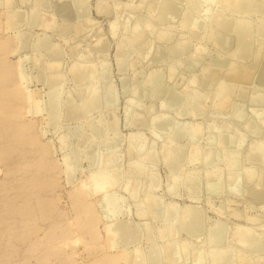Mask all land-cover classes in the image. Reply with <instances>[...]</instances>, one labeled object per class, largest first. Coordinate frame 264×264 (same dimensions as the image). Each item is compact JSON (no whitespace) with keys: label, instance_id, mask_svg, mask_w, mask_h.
<instances>
[{"label":"rangeland","instance_id":"374dc122","mask_svg":"<svg viewBox=\"0 0 264 264\" xmlns=\"http://www.w3.org/2000/svg\"><path fill=\"white\" fill-rule=\"evenodd\" d=\"M0 264H264V0H0Z\"/></svg>","mask_w":264,"mask_h":264},{"label":"bare ground","instance_id":"6f19581e","mask_svg":"<svg viewBox=\"0 0 264 264\" xmlns=\"http://www.w3.org/2000/svg\"><path fill=\"white\" fill-rule=\"evenodd\" d=\"M240 2V1H239ZM241 4V3H240ZM249 5V4H248ZM243 6V5H242ZM163 7V6H162ZM160 8V7H159ZM244 8V7H243ZM242 8V9H243ZM247 8V7H246ZM158 10V9H157ZM244 10V9H243ZM163 11H164V14L165 13H171V12H174V8L171 6V5H164V8H163ZM236 11V10H235ZM242 11V10H241ZM240 12V11H239ZM80 13V12H79ZM157 15V14H156ZM159 15V14H158ZM174 15V14H173ZM169 16V15H168ZM172 16V15H171ZM190 16V15H189ZM170 17V16H169ZM188 17V16H187ZM165 18H166V16H165ZM172 19V18H171ZM78 20V19H77ZM191 21V20H190ZM79 22V21H78ZM187 22H188V20H187ZM73 23V22H72ZM229 27H230V25H228V24H225V25H223V28L225 29V30H228L229 29ZM231 27H233V26H231ZM188 28V27H187ZM231 31V30H230ZM197 33V32H196ZM244 34V32H240L239 34H238V38L239 37H241V35H243ZM222 37V36H221ZM222 39V38H221ZM231 39V38H230ZM223 40V39H222ZM229 42V41H228ZM220 43V42H219ZM220 45V44H219ZM238 45L240 46V47H247V45L246 44H244L243 42H239L238 41ZM223 47V46H222ZM236 50V49H235ZM237 52V51H236ZM236 52H234V53H236ZM248 54L247 53H242V56H244V57H246ZM235 56H236V54H235ZM256 62V61H255ZM254 62V63H255ZM252 65V64H251ZM251 67V66H250ZM254 67V66H253ZM90 67H88V69H89ZM171 68V67H170ZM241 68V67H240ZM168 69H169V67H168ZM168 69H167V71H168ZM238 69V68H237ZM172 70V69H171ZM87 73V72H86ZM89 74H90V71L88 72ZM92 73V72H91ZM170 75V74H169ZM82 76V75H81ZM83 76H85V75H83ZM87 76V75H86ZM166 76V75H165ZM177 76V75H176ZM172 77V76H171ZM250 77H251V68H247V69H239V70H236L235 71V73L233 74V75H231V79L232 80H234V81H249V79H250ZM83 78V77H82ZM84 78H88V77H84ZM160 78V77H159ZM159 78H156L155 79V81L157 82V79L159 80ZM162 78V77H161ZM167 79V78H166ZM169 79H170V77H169ZM82 80V79H81ZM80 80V82H82ZM178 79H176L175 81H177ZM84 81V80H83ZM175 81H173V82H175ZM168 82V81H167ZM160 84V83H159ZM237 84V83H236ZM172 89V88H171ZM209 89V88H208ZM107 93H109V92H107ZM93 94V93H92ZM111 94V93H110ZM108 95V94H107ZM112 97V96H111ZM95 98V97H94ZM110 98V97H109ZM173 98V97H172ZM108 99V98H107ZM111 100H112V98H111ZM52 101V100H51ZM108 101V100H107ZM53 102V101H52ZM50 103L51 105H53V103ZM55 102V101H54ZM110 103H111V101H109ZM224 106H227L228 104H227V102H225V104H223ZM235 144V143H234ZM236 155V154H235ZM233 183V182H232ZM263 186V185H262ZM196 214H193V219H192V223H191V226H192V229L193 230H196V229H198L199 228V226H200V219L197 217V215L195 216ZM209 233V232H208ZM208 235V234H207ZM255 243V242H254ZM154 259V258H153Z\"/></svg>","mask_w":264,"mask_h":264},{"label":"crops","instance_id":"0c3cea01","mask_svg":"<svg viewBox=\"0 0 264 264\" xmlns=\"http://www.w3.org/2000/svg\"><path fill=\"white\" fill-rule=\"evenodd\" d=\"M254 245H256L257 243H254V242H252Z\"/></svg>","mask_w":264,"mask_h":264}]
</instances>
